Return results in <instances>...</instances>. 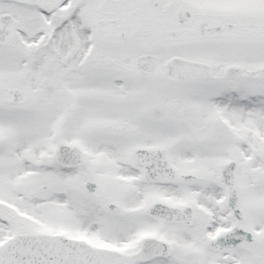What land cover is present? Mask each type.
<instances>
[{
  "label": "snow or ice",
  "instance_id": "6c2138e0",
  "mask_svg": "<svg viewBox=\"0 0 264 264\" xmlns=\"http://www.w3.org/2000/svg\"><path fill=\"white\" fill-rule=\"evenodd\" d=\"M0 264H264V0H0Z\"/></svg>",
  "mask_w": 264,
  "mask_h": 264
}]
</instances>
